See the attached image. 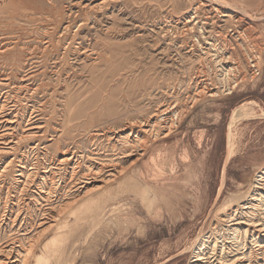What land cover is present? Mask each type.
Wrapping results in <instances>:
<instances>
[{
  "label": "rangeland",
  "instance_id": "obj_1",
  "mask_svg": "<svg viewBox=\"0 0 264 264\" xmlns=\"http://www.w3.org/2000/svg\"><path fill=\"white\" fill-rule=\"evenodd\" d=\"M75 37L96 62L59 57ZM232 53L238 86L212 96ZM0 97L14 122L0 126L13 136L0 155V212L21 167L58 180L64 152L83 171L132 166L115 191L61 218L65 235L53 230L37 251L46 264H190L217 210L264 168V0H0ZM177 103L188 108L179 127L140 161L125 158L113 133Z\"/></svg>",
  "mask_w": 264,
  "mask_h": 264
},
{
  "label": "bare ground",
  "instance_id": "obj_2",
  "mask_svg": "<svg viewBox=\"0 0 264 264\" xmlns=\"http://www.w3.org/2000/svg\"><path fill=\"white\" fill-rule=\"evenodd\" d=\"M42 51L47 52V50ZM74 53L97 61L93 52L84 51L81 39L76 37L69 39L67 47L65 46L64 52L59 57L67 61ZM232 57H234L233 53L231 56H221L219 66L212 76L216 83L215 90H217L212 96H217L220 92L224 94L226 90L231 91L233 88L235 89V86H238L237 79L242 69L240 62H231ZM248 57L253 64L252 68H256L259 58L251 54ZM29 61L32 62V59L29 58L27 62ZM34 65L31 63L30 67ZM21 82L24 80L21 79ZM205 83L208 85V82ZM39 89L38 86L36 90ZM21 95L19 92L17 98ZM1 100L0 97V102ZM8 108L3 105L0 108V126H7L12 129L14 122L8 120ZM243 108L235 111L234 120L237 119ZM187 113L188 108L185 104L161 106L154 115L142 124H131L119 135L113 133V140L118 143L119 139L123 138V144L126 147L121 149L122 154L125 158L134 156L136 161H140L147 152L148 144L170 136L186 118ZM32 115L30 114L31 118L28 121L33 119ZM17 126L15 125V127ZM37 129L39 127L31 130ZM28 133L30 134L31 131ZM5 134H0V155L3 153L6 137H13L9 133L8 135ZM31 135L33 136V134ZM25 139L26 137H23L18 143H22ZM57 164H61L59 167L61 169L65 166L68 167L67 171L64 170L65 175L59 177L58 180V177L50 172L38 180L37 172L34 170L21 167L18 171L16 182H14L15 194L9 201L7 198L5 199L4 205H2L4 211L0 212V219L3 218V224H5L4 227L0 228V264H32L34 260L44 262L47 259L46 253L40 256L37 251L41 248L49 250L46 240L50 238L49 234L53 230H57V234L65 235L61 227L66 224V221L63 222L61 218L69 213H81L86 206L93 204L96 195L109 194L111 187L115 191L116 186L118 187L121 180L129 176L132 169V166L126 168L120 163V159H111L101 164L96 163L83 171L82 165L79 162H73L67 152L60 155ZM4 168L0 173V179L4 177L9 166ZM35 169L37 170V168ZM248 187L238 196H232L224 206L217 210L209 226L207 237L201 236L197 241L194 257L190 264H264V168L252 178ZM0 189L3 188L0 187ZM63 197L64 199H62ZM41 200L45 203L44 205L40 204ZM54 200L59 202L55 204ZM31 206L38 208L37 211L34 210L38 216V219L35 217L36 220L30 216ZM16 208L18 209L17 213L14 211Z\"/></svg>",
  "mask_w": 264,
  "mask_h": 264
}]
</instances>
